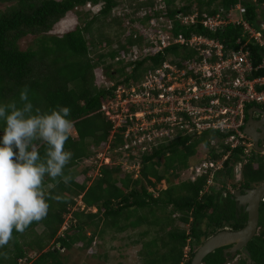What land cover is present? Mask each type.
I'll return each mask as SVG.
<instances>
[{"label": "trees", "instance_id": "obj_1", "mask_svg": "<svg viewBox=\"0 0 264 264\" xmlns=\"http://www.w3.org/2000/svg\"><path fill=\"white\" fill-rule=\"evenodd\" d=\"M100 3L103 8L98 15L87 9L88 4ZM240 3L247 8L246 19L259 28V22L264 21V0L259 5L251 0H133V15L140 11L148 13L143 20L129 14L114 16L121 4L119 0H0V4L7 6L0 10V102L19 103V93L27 86L34 106L42 111L69 107L74 122L65 144V149L73 153L65 168V174L71 176L70 183L56 184L45 179V190L52 185L46 190L51 195L48 215L34 221L22 233L13 231V239L0 249V264H70L62 250L75 249L93 261L110 264V252L118 250L114 246L118 239L125 242L126 248L128 244L141 246V264H191L197 250L210 237L222 230L237 231L246 226L248 215L238 211L234 192L228 186L236 191L264 183V156L254 152L244 164V152L233 151L218 177L222 187L207 191L209 175L186 181L182 174L191 172L197 158L207 159L201 148L209 151L211 159L225 156L230 148L225 145L228 135L209 132L196 138L174 136L170 143L141 156L139 173L127 172L123 164L117 163L122 154L116 153L126 145L121 134L126 128L120 129L111 141L114 123L102 112L116 87L108 90L97 75V70L103 68L112 81L125 78L126 83L138 82L170 55L194 58L195 51L176 46L165 55H146L133 72L127 71L129 66L123 60L133 48H150L145 43L148 33H138L133 24L140 21L148 26L157 17L172 22L175 37L203 35L219 40L227 49L238 50L241 27L228 25L213 33L202 21ZM70 13L77 14L81 23L63 36L52 34ZM196 14L200 22L183 23V18ZM113 26L120 28L114 40L102 32ZM29 36L36 37L38 47L22 50L20 43ZM249 50L255 66L263 62L264 52L259 45L251 43ZM255 75L264 76V71ZM255 107H248L247 122ZM213 140L218 141L216 146H212ZM107 146L112 162L104 164L99 177L93 179L90 174L99 168L97 156ZM241 164L242 176L238 181ZM80 167L79 175L76 170ZM164 181L168 189L158 191ZM78 199L85 205L84 210L78 209ZM94 208L96 213L91 210ZM66 223L67 230L61 235ZM121 235L127 237L119 238ZM228 248L210 254L204 264H225L224 251ZM187 249L189 259L185 261ZM242 253L251 264H264V202L259 232Z\"/></svg>", "mask_w": 264, "mask_h": 264}, {"label": "built area", "instance_id": "obj_2", "mask_svg": "<svg viewBox=\"0 0 264 264\" xmlns=\"http://www.w3.org/2000/svg\"><path fill=\"white\" fill-rule=\"evenodd\" d=\"M251 1L259 5L261 0ZM87 9L97 13L101 6L88 4ZM155 10L158 11L159 6ZM147 14L145 11L143 17ZM246 14L247 8L240 3L229 10L222 9L215 17L206 16L202 21L203 26L213 33L228 25L241 27L242 36L236 43L238 50L227 49L219 40L203 35L175 37L171 32L172 22L166 18L154 19L148 29L141 27L148 33L145 43L150 48L144 51L139 46L134 47L123 60L126 63L137 62L148 54L165 55L169 48L176 46L182 50L191 49L196 56L184 59L170 55L156 73L138 85H117L106 80L108 90L113 87L116 90L114 96L104 103L102 112L114 123L111 141L120 129L126 128L121 132L126 145L116 153L122 154L117 163L123 164L127 172L139 173L141 156L151 153L157 146L170 143L174 136L194 138L209 132L226 134L225 145L230 148L222 160L210 158L194 164L188 174H182L186 181H197L203 174L209 175L206 188L209 191L233 151L241 149L244 152V164L249 162L252 153L257 152L254 140L244 129L248 107L264 106V76L255 75L264 71V60L255 66L249 50L253 43L264 52V21H260L257 28L246 19ZM182 20L193 25L200 22L198 14ZM212 145H217V141ZM110 153L107 146L98 154V166L101 160H108V164L112 162ZM228 189L232 190V186L229 185ZM68 225L66 223L63 227L61 235Z\"/></svg>", "mask_w": 264, "mask_h": 264}, {"label": "clouds", "instance_id": "obj_3", "mask_svg": "<svg viewBox=\"0 0 264 264\" xmlns=\"http://www.w3.org/2000/svg\"><path fill=\"white\" fill-rule=\"evenodd\" d=\"M97 6H101L102 10L103 3ZM101 10L97 13L92 10L91 12L98 15ZM114 16H116V12ZM146 17L142 16L136 19L143 20ZM155 19L159 20L161 18L157 17ZM136 24L140 26L135 27ZM150 25L151 23L144 26L140 21H135L133 27L139 33L143 31L141 27L148 29ZM137 36L138 34H136ZM143 57L134 63L124 61V64L129 66L127 71L129 73L133 72L138 64L142 62ZM167 59L155 70L145 73L138 82L126 83L124 82L125 78H119L120 82H113L117 85L121 83L128 85L141 84L146 81L149 75L156 73ZM106 80L112 81L107 78ZM70 116L71 110L69 107L59 106L49 111H42L34 106L29 97L27 86L19 93V103L16 101L10 103L0 102V132H2V135H0V249L8 245L13 239V231L22 233L34 221H40L48 215L50 208L48 201L51 199V195L45 190L44 181L46 178L55 181L56 184L63 182L68 185L70 183L71 176L65 174V168L73 157V153L65 149V144L74 128V122L70 119ZM258 153L262 154L263 152ZM225 156L219 160H222ZM203 157L207 158L203 161L211 158L208 150H205ZM228 159L224 163V169ZM196 160L195 164L203 162L199 158ZM242 170L243 164L239 166L238 181L241 180ZM222 171L217 175L214 188L222 187V185H219L221 180H218ZM48 187L51 188L52 185L49 184ZM229 191L234 192L235 190ZM188 259L189 249L186 250L185 261Z\"/></svg>", "mask_w": 264, "mask_h": 264}, {"label": "water", "instance_id": "obj_4", "mask_svg": "<svg viewBox=\"0 0 264 264\" xmlns=\"http://www.w3.org/2000/svg\"><path fill=\"white\" fill-rule=\"evenodd\" d=\"M255 114H260V120L255 119ZM260 136L258 133H261ZM245 133L255 141L256 150L264 152V111L255 108L249 113V121L247 123ZM239 209H244L248 215V221L243 229L233 231H222L204 242L197 250L191 264H204L205 259L215 251L233 246L232 250H227L226 254L236 255L248 247V245L257 236L260 228V210L264 202V183L259 187L239 191L235 194Z\"/></svg>", "mask_w": 264, "mask_h": 264}, {"label": "rangeland", "instance_id": "obj_5", "mask_svg": "<svg viewBox=\"0 0 264 264\" xmlns=\"http://www.w3.org/2000/svg\"><path fill=\"white\" fill-rule=\"evenodd\" d=\"M119 1L121 4H120V7L116 10V16L122 17L124 14L125 15L129 14L132 17L137 18V17H142L145 14V12L140 11L139 13L136 12V14L133 15V12L130 9V5L133 2V0H119ZM6 7H7L6 5L0 4V10L5 9ZM80 23L81 22L79 21L78 15L75 13H70L63 21H61L59 25L56 26L52 34L63 36L67 32L74 30ZM119 30H120L119 27L113 26L111 28L106 27L102 29V32L105 35L110 36V39L114 40L115 35ZM37 43L38 42H37L36 37L29 36L23 39L20 44H21L22 50H27L30 48H34V49L37 48L38 47ZM97 75H98L99 82L104 85L106 82V78L110 79L109 77L106 76V73L103 68H99L97 70ZM201 152L203 154L205 150L202 149ZM103 156L106 157L105 154ZM101 161L99 163L100 167L97 168V170L92 171V173L90 174V176H92L93 179L99 177L102 163L108 164L109 162L108 160H101ZM81 170L82 168L80 167L79 170H76V173L80 175ZM219 185L221 186L222 183L220 182ZM168 187H169L168 184L162 182L158 186L157 189L158 191L167 190ZM78 205H79L78 209L80 210H83L85 207V205L81 202V199H78ZM91 210L92 212H95V213L97 212L96 208L91 209ZM41 231L42 230H40V232ZM121 237H127V235H121L119 238ZM107 238H110V237H107ZM128 243L130 242L128 241L127 244ZM114 246H116L118 250L110 252V258H111V261L109 262L110 264H118L119 262L123 264H141V259L139 258V255H138V252L140 251L141 246L136 247V246H133L132 244L131 245L128 244V247L126 248L125 242L119 239L116 242H114ZM62 252H64L63 254H65L66 256L70 258L71 260L70 264H105L104 262L101 263L98 260L93 261V259L90 258L87 254H84V252L82 251H77L76 249L74 252H67L64 250H62ZM101 252L103 253L102 250ZM242 261L246 262V264H251V261L247 258V256L244 253H242L241 255H238L235 258V260H233L230 264H240Z\"/></svg>", "mask_w": 264, "mask_h": 264}, {"label": "flooded vegetation", "instance_id": "obj_6", "mask_svg": "<svg viewBox=\"0 0 264 264\" xmlns=\"http://www.w3.org/2000/svg\"><path fill=\"white\" fill-rule=\"evenodd\" d=\"M258 109H261V110L264 111V108H258ZM261 117H262V116H261L260 114H255V119H256V120H260ZM258 134L261 136V135H262V132H261V133H258ZM245 190H249V189H244V188H243V189H239V190L234 191V194H235L236 192H239V191L244 192ZM235 201H236V198H235ZM236 205H237V209H238L239 212H241V213H245L243 208H242V209H239V208H238V203H237V201H236ZM259 229H260V228H259ZM226 230H230V229H226ZM222 231H225V230H222ZM222 231H219L218 233H220V232H222ZM233 231H234V230H233ZM218 233H217V234H218ZM248 246H249V245H248ZM232 248H233V246H229V248L226 249V250L224 251L225 256H226V262H225V264H230L233 260H235V258L239 255V253H242V252L245 251V249L242 250V251H239L236 255L231 254V253L226 254L227 250H232Z\"/></svg>", "mask_w": 264, "mask_h": 264}, {"label": "crops", "instance_id": "obj_7", "mask_svg": "<svg viewBox=\"0 0 264 264\" xmlns=\"http://www.w3.org/2000/svg\"><path fill=\"white\" fill-rule=\"evenodd\" d=\"M49 189H50L49 187L46 188V190H48V191H49Z\"/></svg>", "mask_w": 264, "mask_h": 264}]
</instances>
